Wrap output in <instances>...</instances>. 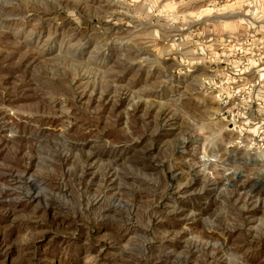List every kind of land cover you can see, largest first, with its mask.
I'll return each mask as SVG.
<instances>
[{
  "label": "rangeland",
  "instance_id": "1",
  "mask_svg": "<svg viewBox=\"0 0 264 264\" xmlns=\"http://www.w3.org/2000/svg\"><path fill=\"white\" fill-rule=\"evenodd\" d=\"M0 264H264V0H0Z\"/></svg>",
  "mask_w": 264,
  "mask_h": 264
},
{
  "label": "bare ground",
  "instance_id": "2",
  "mask_svg": "<svg viewBox=\"0 0 264 264\" xmlns=\"http://www.w3.org/2000/svg\"><path fill=\"white\" fill-rule=\"evenodd\" d=\"M142 101V100H141Z\"/></svg>",
  "mask_w": 264,
  "mask_h": 264
}]
</instances>
